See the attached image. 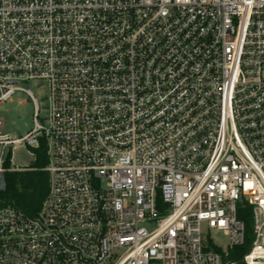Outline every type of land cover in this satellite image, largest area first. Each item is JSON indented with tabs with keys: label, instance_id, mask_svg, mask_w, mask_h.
<instances>
[{
	"label": "built area",
	"instance_id": "built-area-1",
	"mask_svg": "<svg viewBox=\"0 0 264 264\" xmlns=\"http://www.w3.org/2000/svg\"><path fill=\"white\" fill-rule=\"evenodd\" d=\"M18 91L36 117L0 116V264H264V0H0V105ZM42 138L29 215L1 194Z\"/></svg>",
	"mask_w": 264,
	"mask_h": 264
},
{
	"label": "trees",
	"instance_id": "trees-1",
	"mask_svg": "<svg viewBox=\"0 0 264 264\" xmlns=\"http://www.w3.org/2000/svg\"><path fill=\"white\" fill-rule=\"evenodd\" d=\"M35 159L30 169L15 170L7 173L8 188L1 194L3 203L13 206L29 215H37L50 189L48 165V145L41 139L40 146L33 148ZM239 217L246 223V240L242 246L229 248L226 259L242 261L244 254L250 249L253 241V214L250 205L239 208ZM221 250L219 247H215Z\"/></svg>",
	"mask_w": 264,
	"mask_h": 264
},
{
	"label": "rangeland",
	"instance_id": "rangeland-1",
	"mask_svg": "<svg viewBox=\"0 0 264 264\" xmlns=\"http://www.w3.org/2000/svg\"><path fill=\"white\" fill-rule=\"evenodd\" d=\"M21 85L30 89L39 101L40 113L39 121L44 122L49 116L48 90L44 81L28 80ZM35 108L33 98L25 91H18L12 101H7L0 105V116L5 119L6 128L16 137L25 136L35 126ZM35 154L30 146L19 148L14 155V163L20 166H31L34 162ZM212 236L221 247L226 248L228 243L220 232H213Z\"/></svg>",
	"mask_w": 264,
	"mask_h": 264
}]
</instances>
